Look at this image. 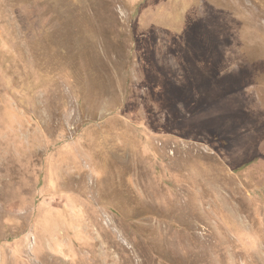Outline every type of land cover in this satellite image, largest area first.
Here are the masks:
<instances>
[{
    "label": "rangeland",
    "instance_id": "obj_1",
    "mask_svg": "<svg viewBox=\"0 0 264 264\" xmlns=\"http://www.w3.org/2000/svg\"><path fill=\"white\" fill-rule=\"evenodd\" d=\"M0 264H264V0H0Z\"/></svg>",
    "mask_w": 264,
    "mask_h": 264
}]
</instances>
